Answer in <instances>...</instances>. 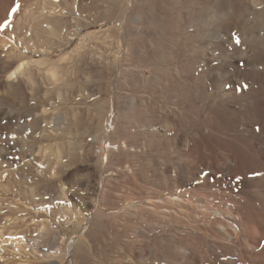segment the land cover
<instances>
[{"label":"bare ground","instance_id":"bare-ground-1","mask_svg":"<svg viewBox=\"0 0 264 264\" xmlns=\"http://www.w3.org/2000/svg\"><path fill=\"white\" fill-rule=\"evenodd\" d=\"M36 1L18 0L36 38L0 36L6 52L0 57V107L19 114L15 148L27 150L24 136L37 130L59 140L39 147L43 158L65 160L56 173L61 187H50L81 206L75 237L46 255L59 261L46 264H264V0H123L126 22L116 33L91 30L99 21L78 15L77 0H43L33 12L29 5ZM16 3L0 0V28L18 17L10 14ZM55 36L66 42L56 46ZM74 41L76 65L89 62L85 54L96 49L121 51L122 84L139 85L141 94L93 102L96 113L87 108L84 114L89 125L74 106L53 114L51 122L46 108L39 121L24 122L22 114L36 112L12 100L25 104L38 85L50 87L60 103L69 99L72 83L65 76L73 70L60 65L67 55L53 60L51 51ZM38 179L28 181L36 186ZM41 221L33 248L53 225Z\"/></svg>","mask_w":264,"mask_h":264},{"label":"rangeland","instance_id":"rangeland-1","mask_svg":"<svg viewBox=\"0 0 264 264\" xmlns=\"http://www.w3.org/2000/svg\"><path fill=\"white\" fill-rule=\"evenodd\" d=\"M42 2H43V0L42 1L38 0V1H36V3L34 5L31 4L29 6L30 7L32 6L31 10L32 11L34 10L33 12H37L41 9L40 6H41ZM74 2H72V3L70 2V4H71V6H73V3H74L73 7L75 8L78 15L84 14V16H86V17L87 16H89L91 18L93 17L92 18L93 20L99 21V22L94 24V26L91 28V30H106V29L108 30V29H110L111 32L116 33L119 29L124 27L126 20L124 18V14L122 11L123 0H107L105 2L103 0H77ZM35 6H36V8H35ZM107 8H108V11H107ZM20 9H22L23 11H21V10L18 11V13H17L18 17L17 18H14L12 21L8 22L7 26H5L6 25L5 24L4 25L5 27L3 26L0 28V36H4L7 38L10 36L15 41H18L21 39H22V41L28 40V39L32 38V36H33V38H36L34 28H31V26H29V24L27 22L28 20L25 16V10H26L25 5H20ZM97 10H98V12H97ZM21 16H23V17H21ZM14 23H16V24L14 25ZM2 28L4 30H2ZM87 32H88V30H85V33H87ZM55 37H52L53 43L55 42V45H56V43H61V45H63V43L66 42V41L62 42L61 39H59L58 37H56L57 38L56 39ZM75 45L77 46L76 41L72 42L67 47H63L61 49H54L51 51V58L53 60H59L61 58V56H63L64 54H65V56L67 55L68 61L65 62L67 64L62 63L64 65H62V64H60V65L62 68H64V67L68 68L69 67L70 71L73 70L72 74L69 73L68 76L66 75L67 77L65 76V80H68L69 83H72V87L69 89L70 92L65 93V96L67 94H69V95L71 94L69 99H68L70 101L66 100V102L60 103L59 101L55 100L54 94H50L51 93L50 87L48 89L46 87H43V85H41V86L38 85L37 87L34 88L35 90L33 89L35 95L33 97L29 96V98L27 100H24L25 104H23V103L17 104L14 102V100H12V98H10V100L13 101V104H16L17 107L19 106V108H21L23 110H28V111L30 110V111L36 112L29 117L27 114L20 113V114H22L21 116H22L24 122L27 121L28 119L29 120L35 119V120L39 121L41 119L40 115L42 114V111H44L45 108H46V110L48 109L47 110V117L49 119L48 122H51L50 119H52L53 114L61 113V110L63 112H65L66 110H68L74 106L73 109L74 110L77 109L78 114L81 112L80 113V116H81L80 120H83V122H85V124H88L87 117H85L84 114H85V110H87V108H89V109L92 108L91 110L93 112L90 111V113H89L90 115H94L96 113L93 102L94 103H96V102L97 103H103L109 97H112L113 94L118 95V96H122L125 94H131V95L137 96V95L141 94V90L139 89L140 88L139 85L136 84L137 86H139V88L136 85H134L132 87L131 81L127 82L128 85L122 84V75H123V69H124L125 65L123 66V62L121 61V58L123 57V53L121 51H117V49H115V48L96 49L93 52H88L85 54V55L92 56V59L89 62L81 63L80 65H76V63L74 64V59L78 53L74 51L75 47H76ZM56 46H54V47L56 48ZM23 49H24V53L26 55L33 56L34 58L42 57V55L40 53H38L37 51L36 52L30 51L27 48H23ZM1 51H2V49H0V52ZM3 52L4 51H2L1 54H3ZM150 52L153 53L152 50ZM1 54H0V57L5 56L6 52L4 53L5 55L4 54L1 55ZM115 57H116V59H115ZM72 68H74V69H72ZM86 73L87 74L89 73L88 75L90 76V79H91L88 82L86 80L87 78L85 79V77L87 75ZM146 74H147V76L150 75V69L148 71H146ZM151 74L153 75V73H151ZM78 76H79V78H78ZM82 86L85 87V90H84L85 92L83 91V89H81ZM152 89H155V91L154 90L151 91V92L154 91L153 92L154 95L157 92V94L155 96L159 95V93H158L159 90L157 88L152 87ZM48 91H50V92H48ZM147 92H150V91H147ZM77 94H79V95H77ZM53 98H54V102H53ZM87 99H89V100H87ZM71 100H73L74 104L71 102ZM55 101H57V102L55 103ZM8 102H9V100H8ZM68 102H69V104H68ZM55 106L59 109H56ZM0 109H1L0 110V126H1L0 127L1 128L0 129V207H1L0 208V236H1L0 237V239H1L0 244L3 245L0 247V253H1L0 254V261H1L0 264H3V263L6 264L7 262H9V264H14V263H16V264H19V263L20 264H46V263H49L52 261H59L58 256H56V258L54 257L55 258L54 259V258L48 257L46 255H49L50 253L52 254L54 252L56 253L58 250V246H59V248H61L66 239H68L70 236L75 237L72 234L76 230L77 218L81 217L78 214V210L81 208V206L79 207V203L70 197L64 199L57 192V190H58L57 188L59 186L61 187V184L59 185V183L57 181L58 174H56V173H59V169L62 166V164L65 163L64 162L65 160L61 159L60 160L61 162H60V161L53 160L50 157L43 158L40 155L41 154V152H40L41 147L54 146L56 144H59V140L57 138L55 140V137H53L52 135L51 136H48V135L44 136V135H42L41 131L39 132L37 130L35 132H32V133L27 132L25 134L26 136H24V137H26V139H30V140H27V143H29V145L27 144V147H28L27 150H20V149L15 148L13 145L11 137H12V134H13L15 128H16L15 124H13V123H15L14 119H16V117L19 114L15 111H12L10 106L9 107L8 106H5V107L2 106V107H0ZM54 109L56 112H53ZM83 111H84V113H82ZM14 113H16V114H14ZM6 114H8L9 116ZM82 114H83V117H85V118L82 117ZM2 116H4L5 118ZM113 118H114V115H110L107 117L108 120L105 123L106 127H108L107 130L111 129L112 123H113ZM41 126L42 125H40L39 128L42 129L43 126L42 127ZM47 128L50 129V131L52 130L53 132L52 131L51 132L55 134L54 129H56V127L53 126V124H49L47 126ZM59 136H61V133H59ZM86 142L91 143L92 137L86 136ZM106 146H109V144H106ZM96 153H98V150H96ZM36 154H37V156H36ZM221 155L222 154H219V158L222 157ZM17 157H19V158H17ZM75 159H78V158H72V161H74ZM104 159H106L105 155H104ZM49 160H50V162H48ZM57 163L59 166L57 165ZM105 163H106V160H105ZM16 165H18V166H16ZM35 169L41 170L43 172V176L46 177L45 178L46 181H45V179L40 180L41 176L38 175V172H36ZM70 172H71L70 175L75 174V172H76L75 166L71 167ZM70 172H68V173H70ZM31 177L34 179L39 178L37 180V181H39L38 185L35 186L34 183L28 181V178H31ZM52 182L58 183L57 184L58 187L56 188L57 190L55 188L53 189V187H50L52 185ZM33 185H34V187H33ZM69 205L71 206L70 208H69ZM70 210L72 213L70 212ZM80 211L85 215L88 214V212L86 210L85 211L80 210ZM31 213H32V215H31ZM33 215L38 217L34 221H33V219H34ZM10 217H12V218H10ZM44 218H45V220H44ZM42 219H43V221L49 220V222L50 223L52 222L51 224H53V225H51V227H50V232H49L47 238L43 239V243H41L40 246L33 248L32 244L35 241H37V239L39 237L38 227L36 225H37V223L42 222L41 221ZM8 220L11 221V223H9ZM73 221H74V223H73ZM73 225H75V226H73ZM11 227H12V229H11ZM18 227H19V229H18ZM55 228L56 229L58 228V229L56 230ZM73 228H74V230H73ZM54 230H55V232H54ZM70 230H72L71 233H70ZM66 232H67V234H66ZM54 235H59V236H54ZM58 237H59V239H58ZM18 240L20 243L18 242ZM4 247H5V251H4ZM51 247H52V249H51ZM18 249H20V250H18ZM5 253H8V254H5ZM51 259H53V260H51ZM17 260L19 261L18 263H17ZM69 262L70 261H67L66 264H71V262L70 263Z\"/></svg>","mask_w":264,"mask_h":264},{"label":"snow or ice","instance_id":"snow-or-ice-1","mask_svg":"<svg viewBox=\"0 0 264 264\" xmlns=\"http://www.w3.org/2000/svg\"><path fill=\"white\" fill-rule=\"evenodd\" d=\"M20 10V4L17 0V3L13 6L12 10H11V15L15 16V14ZM7 26V25H5ZM257 131H259V128H257Z\"/></svg>","mask_w":264,"mask_h":264}]
</instances>
